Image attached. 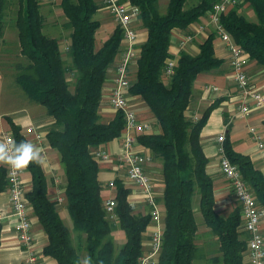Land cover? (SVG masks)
I'll return each instance as SVG.
<instances>
[{
  "label": "trees",
  "instance_id": "trees-1",
  "mask_svg": "<svg viewBox=\"0 0 264 264\" xmlns=\"http://www.w3.org/2000/svg\"><path fill=\"white\" fill-rule=\"evenodd\" d=\"M124 1L139 8L141 25L147 31L128 92L144 101L155 119L152 130L138 135L137 141L161 161L164 226L158 264H193L200 256L195 243L194 193L199 195L203 222L217 240L218 256L211 261L246 264V238L242 239L238 231L240 206L227 216L215 212L213 182L206 172L208 159L200 143V132L217 103L210 104L196 121L185 115L196 76L222 64L213 51L215 32L199 44L196 55L181 51L170 77L164 73L165 61L171 57L168 47L172 30H184L197 22L217 0H199L188 8H184L187 0H168L164 14L158 10V0ZM20 4L15 26L20 54L28 62L18 65L15 81L53 120L45 138L59 154L66 207L79 241L74 245L72 231L60 218L56 202L49 199L46 176L21 127L4 116L18 159L31 175V186L25 195L47 235L42 254L53 257L57 264H83L81 250L86 264H138L150 216L133 213L127 200L128 189L115 179L113 211L124 234L123 243L115 246L112 232L116 224L105 212L97 179L98 165L91 154V148L118 137L124 126L119 111L107 122L101 121L99 115L103 84L108 69L117 61L122 29L116 25L99 46L95 37L100 26L94 18L98 9L95 1L60 0L66 26L71 28L68 59H63L58 39L42 31L44 18L39 0H20ZM4 6L5 0H0V36L4 30ZM244 6L250 7L256 20L242 14ZM220 23L251 60L264 66V0H239L221 16ZM67 74L74 78L72 90ZM223 147L257 205L264 209L263 173L254 167L248 155L235 151L226 136ZM6 189V168L0 164V192Z\"/></svg>",
  "mask_w": 264,
  "mask_h": 264
},
{
  "label": "crops",
  "instance_id": "crops-1",
  "mask_svg": "<svg viewBox=\"0 0 264 264\" xmlns=\"http://www.w3.org/2000/svg\"><path fill=\"white\" fill-rule=\"evenodd\" d=\"M94 1L98 6L96 13L99 14V18H95V16L94 18L100 22L99 28L104 29V31H102V36L98 40V45L100 46L112 33L116 24L107 9L104 7L103 0ZM159 2L160 0H158V5ZM162 2L164 5L166 4L167 7L168 0H163ZM199 25H204V31H197ZM134 28L137 34L136 46L137 49H139L140 45L146 40L147 31L142 27L140 18L135 21ZM186 31L194 32L196 38L185 48L180 50L178 48V41ZM211 32H213V27L209 24V15L206 12L205 15L200 17L197 22L191 23L186 29L181 30L175 28L172 30L168 52L171 56H175L177 58L179 57L181 51H185L191 55H196L199 52V44H201ZM58 43L60 50H63L65 44L69 45L70 38L68 41L58 39ZM213 51L214 55L222 60V64L217 68L199 73L196 76L193 82L189 104L185 110V115L190 118L193 116L199 118L202 112L210 104L213 102L217 103L211 110L207 121L200 132V143L203 152L208 159L206 172L211 177L213 182L214 210L221 216H227L236 207H238L239 204L232 193L230 184L225 179L219 168L217 137L220 133H224V137L226 136L229 140L232 148L237 152L248 155L254 167L260 170L264 175V107L253 110L251 114L245 118L236 116V107L239 101V96L232 78L229 53L227 52L223 41L216 35L213 39ZM118 58L116 60H118ZM134 69L135 62L130 68L131 79L133 78ZM245 72L249 81L256 88H258L262 94H264V66L249 59L247 65L245 66ZM114 75L115 65L113 64L107 71L106 80L103 84L102 101L99 106V115L101 121L103 122L111 120L117 112L111 107L108 101V94L113 86ZM127 100L129 105L135 110L139 120L151 122L152 124L154 123L155 119L144 101H142L139 97L130 94H128ZM4 116L6 115H2V117ZM12 119L15 124L21 127V133L23 135H25V127L29 124L37 126L38 129L42 131V145L46 150L45 156L36 155L30 146L28 144L27 145L39 160L42 170L46 176L47 194L49 199L55 201L58 196L62 198L61 202L56 203V210L63 223L65 224V221H67V227L70 229V225L72 226V220L69 218V212L66 207L64 196L65 177L59 163V154L56 150L49 146L45 138V133L49 127L48 125H51L53 121L52 118L48 115L40 117L36 115L31 116L30 114H24L22 117ZM251 126L256 127L262 133L263 147H259L258 143L252 139L251 135H248L250 134L249 127ZM8 129L9 126L5 120V127L2 131ZM153 129L155 128L153 127ZM26 138L28 141L29 139L32 140L31 135H27ZM121 144L122 136L119 135L107 143L91 148V152H94L98 148H103L109 151L112 155H115L120 152ZM34 145L35 143L33 141V146L31 144L32 148H34ZM134 150L149 156V160H147L143 165L144 171L155 184L157 200L160 203L161 209H163V202L161 199L164 184L161 174V161L148 148L142 146L138 141L134 144ZM96 162L98 165L97 179L101 185L100 195L102 199L106 200L107 198L115 196L114 180L119 179L124 187H126L129 191L127 200L129 203L134 204L133 213L142 215L147 214L149 208L144 202L141 190L127 178L125 169L123 167H118V165L112 161L103 162L97 160ZM0 164H2L1 156ZM22 176L24 179L25 190L28 191L31 186V175L29 171L24 169ZM110 181H113L112 185H109ZM196 206H198V209L196 208V210H199V195L196 200ZM0 213L5 214V217L0 221V264H29L26 261L29 255V249L23 245L18 238L16 219L11 214L7 190L0 192ZM28 213L32 224L31 233L33 237L30 248L36 255V261L33 264H57L53 257L42 254V249L47 244V235L42 229V226L38 222L37 217L34 215L30 206ZM199 214L201 215V213ZM261 229L263 233L264 219L263 223H261ZM151 230L152 227L148 224L142 239L143 253H146L149 250ZM200 231L203 232V234L210 232L207 226L203 227L201 230L196 231V237ZM238 231L240 232V237L245 239L247 236L246 232H244L241 227H239ZM73 234L77 239L78 234ZM195 243L200 250L203 248L202 251H200L201 253L199 256L203 259V261H205V259L210 261L211 257L217 255V253L208 254L207 249L205 248L207 245L205 239L202 240L201 247L198 237L197 239L195 238ZM158 257L159 254L151 261V264H158ZM244 260L246 263L247 256L245 254ZM206 264H208V262H206Z\"/></svg>",
  "mask_w": 264,
  "mask_h": 264
},
{
  "label": "built area",
  "instance_id": "built-area-1",
  "mask_svg": "<svg viewBox=\"0 0 264 264\" xmlns=\"http://www.w3.org/2000/svg\"><path fill=\"white\" fill-rule=\"evenodd\" d=\"M239 0H217L212 8L207 12L209 24L212 25L215 35L225 44L229 53L232 78L238 90L239 101L236 107V116L245 118L255 109L264 107V94L256 88L248 79L245 66L250 59L248 54L236 44L232 36L225 30L220 23V18L228 9L234 6ZM104 7L109 12L115 24L122 29L121 46L119 58L115 63V75L113 86L108 94V101L111 107L117 112H121L124 119V126L120 133L122 136L121 150L118 154L112 155L103 148H98L91 152L94 159L107 162L112 161L125 169V174L129 180L137 186L142 193L144 202L149 208V224L152 227L149 239V250L143 253L138 260V264H151V261L160 253L163 233V213L155 191V184L144 171V163L149 160V156L134 150L137 136L150 132L152 123L139 120L135 110L129 105L128 88L130 86V68L136 62L139 49H137V34L134 23L139 19V8L124 0H103ZM197 31H204V25H199ZM195 33L186 31L178 41V48H185L195 39ZM68 50V46L65 47ZM178 58L171 56L166 59L164 73L170 77L174 72ZM198 117L193 116L196 121ZM252 139L263 147L262 133L256 127H249ZM25 136L31 135L27 144L39 156H45L46 150L42 145L43 134L37 126L29 124L25 127ZM224 133L217 137V155L219 157V168L230 184L232 193L240 206L241 229L246 232V264H264V235L261 229V220L264 218V209L260 208L248 184L243 179L238 167L227 157L224 147ZM32 141V142H31ZM33 141L35 143L34 148ZM32 144V146H31ZM0 156L2 164L6 168L7 192L11 214L16 219V230L20 242L29 249L27 262L33 264L36 261L34 251H31L32 243L31 220L29 217L28 201L22 173L24 166L20 163L11 131L4 130L0 135ZM57 180V179H56ZM113 181L109 182L112 185ZM58 196L56 203L61 202ZM116 202L114 197L104 200V209L110 219L114 220L116 215L113 208ZM131 209L134 204L129 203ZM5 214L0 213V221Z\"/></svg>",
  "mask_w": 264,
  "mask_h": 264
},
{
  "label": "rangeland",
  "instance_id": "rangeland-1",
  "mask_svg": "<svg viewBox=\"0 0 264 264\" xmlns=\"http://www.w3.org/2000/svg\"><path fill=\"white\" fill-rule=\"evenodd\" d=\"M162 1L163 0H160L159 2L158 10L161 14H164L167 7L166 4L164 5ZM39 2L40 12L44 18V26L42 29L43 33L49 37H55L57 39L68 41V39L70 38L71 28L66 26V18L59 6L60 0H39ZM197 2L198 0H187L184 4V8H188L196 4ZM20 5V0H5L4 30L3 34L0 36V135L3 128L5 127V118L2 117V115H6L11 118L22 117L24 114H30L31 116L36 115L40 117H44L47 115L46 112H44L45 108L29 99L22 88L15 81V75L18 70V65H24L28 62L27 59L20 54L18 33L15 26V21L20 9ZM241 11L242 14H244L248 19L256 20L255 15L253 14L250 7L244 6ZM95 14V18H99V14ZM102 31H104V29L99 28L95 33L97 43L99 38L102 36ZM66 46L67 45L65 44V47ZM65 47L63 49L64 52L62 50V57L63 59H68ZM67 78L69 79L70 89L72 90L74 78L69 74H67ZM197 197L198 194L194 193V195L192 196V208L194 211L197 230H201L206 226L201 218V215L199 214L200 211L196 210V208L198 209V206H196ZM263 219L261 220V223H263ZM111 221L116 224V229L112 232L113 243L116 247H119L124 241V234L118 228L116 218L114 220L111 219ZM67 224V221H65L66 226ZM70 230L72 231V241L74 245H77L79 241L74 236L73 233L76 234V232L73 230L71 225ZM197 237L199 238L200 247L203 239H205V241L207 242L205 248L207 249L208 254L217 253L218 255L217 240L211 232L203 234V232L200 231L198 232ZM82 244L83 243H80V245ZM202 249L203 248H201L200 251H202ZM81 256L83 257V264H86L84 260V252L82 250ZM206 262H208V264H221L220 262H213L211 260L207 261L206 259L205 261H203V259L200 257H197V259L193 261V264H206Z\"/></svg>",
  "mask_w": 264,
  "mask_h": 264
}]
</instances>
